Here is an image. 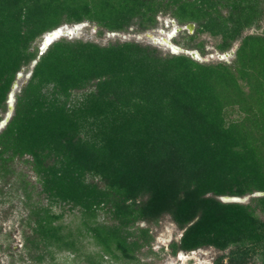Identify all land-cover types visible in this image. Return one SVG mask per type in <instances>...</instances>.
<instances>
[{"label":"trees","instance_id":"trees-1","mask_svg":"<svg viewBox=\"0 0 264 264\" xmlns=\"http://www.w3.org/2000/svg\"><path fill=\"white\" fill-rule=\"evenodd\" d=\"M164 15L195 22L186 48L206 53L194 40L208 33L220 52L238 41L235 54L200 61L135 39L61 37L17 90L0 130V195L22 196L36 261L69 251L84 264H145L150 224L170 215L188 225L172 254L214 246L228 249L217 264H264V29L247 32L262 26L264 0H0V120L45 32L84 21L99 34L144 31ZM56 203L81 220L64 221Z\"/></svg>","mask_w":264,"mask_h":264},{"label":"rangeland","instance_id":"rangeland-1","mask_svg":"<svg viewBox=\"0 0 264 264\" xmlns=\"http://www.w3.org/2000/svg\"><path fill=\"white\" fill-rule=\"evenodd\" d=\"M71 26V24H69ZM187 24H181L179 21L171 15H164L159 17V23L156 27L150 28L144 31H138L132 26L127 31L111 32L105 31L99 34V27L93 22L86 21L82 23L72 38H83L98 41L100 43H108L115 40L135 39L144 42H150L158 45L165 51H171L170 45L167 41L162 40L156 42L154 37H166L173 43L184 46L189 41L187 33H192L195 28L190 29ZM196 26V25H195ZM264 29V21L259 28L252 27L247 32H261ZM218 37H214L208 33L201 34L194 42L205 40L206 53L202 54L203 61H217L222 60L219 57V50L216 48ZM43 35L37 40V44L41 45ZM239 42L237 41L233 47ZM198 49V48H193ZM233 56H228L224 60H230ZM32 69V65L24 66L22 68V74L18 77L19 85L17 90L27 79V75ZM81 95V93H77ZM22 165V164H21ZM32 173V171H30ZM89 178H92L91 176ZM6 193L0 195V264H84L79 258H75L73 253L69 251H63L56 254L54 259H46L44 261H36L31 258L25 249V231L29 230L30 226L27 223V210L24 207L22 196L15 191V188L7 187ZM250 196L245 199V202L250 200ZM54 209L63 213L62 219L66 222L77 223L81 220V214L78 208H71L69 204L56 203ZM260 215L264 218V211H259ZM104 213L101 212L100 219H103ZM148 223L142 222V225ZM152 231L155 235V239L152 242V249L154 253L147 252L141 255V259L145 264H217L216 259L222 253L228 252L227 250H219L214 246H203L194 250H189L177 254L171 253L169 246L173 240H178L182 229L171 218L170 215H166L159 220L158 223H151ZM94 248V246H92ZM227 261V257L224 259ZM148 262V263H147ZM120 263V262H119ZM121 264V263H120ZM248 264H262V258L260 255H255L250 259Z\"/></svg>","mask_w":264,"mask_h":264},{"label":"water","instance_id":"water-1","mask_svg":"<svg viewBox=\"0 0 264 264\" xmlns=\"http://www.w3.org/2000/svg\"><path fill=\"white\" fill-rule=\"evenodd\" d=\"M85 22L86 21L79 22V23H72L71 26L69 24H63V25H60L56 28H53V29L45 32L43 34V40H42V43L40 45V53L37 56V58L33 59L32 63H31L32 69L28 73L27 79L31 76L33 67L37 63L40 55L46 51V49L49 47V45L53 41H55L61 37L72 38L73 34L76 32V30L82 26V23H85ZM187 25H188L187 27H189L190 29L192 28V30H193V28H195L196 24H195V22H189V23H187ZM113 32L116 33L118 31H113ZM154 40L156 42L160 41V39L156 36L154 37ZM167 43L170 45L171 51L173 53H181V52L188 53V54H191L196 59L203 61V57L201 56V53L198 49L186 48L184 46L173 43L170 39H168ZM237 46H238V44L236 45V47H232L227 51L219 52V57L221 59H226L228 56H233L235 54V50H236ZM21 74H22V69L18 72L17 78L14 80L12 87H11V90L8 94V98H7L8 109H7L4 117L0 120V130L6 126V124L8 123V121L10 120V118L12 117V115L14 113L15 101H16V88L19 85L18 77H20ZM27 79L24 80L23 84L27 81ZM254 194L255 195H262V194H264V191H257ZM247 197H248V195L241 196V195H230V194H225V195L220 196V198L224 201H239V202H245V199ZM187 226L182 229V233L187 228ZM182 233H181V235H182ZM181 235H180V237H181ZM202 247L203 246H200L198 248H202ZM185 251L186 250L181 249V253H183Z\"/></svg>","mask_w":264,"mask_h":264},{"label":"bare ground","instance_id":"bare-ground-1","mask_svg":"<svg viewBox=\"0 0 264 264\" xmlns=\"http://www.w3.org/2000/svg\"><path fill=\"white\" fill-rule=\"evenodd\" d=\"M156 37H157V36H156ZM158 38L160 39V41H162V40H164V39H165L166 41H168V39H169V38H166V37H158ZM165 40H164V41H165ZM160 41H159V42H160Z\"/></svg>","mask_w":264,"mask_h":264},{"label":"flooded vegetation","instance_id":"flooded-vegetation-1","mask_svg":"<svg viewBox=\"0 0 264 264\" xmlns=\"http://www.w3.org/2000/svg\"><path fill=\"white\" fill-rule=\"evenodd\" d=\"M180 238V237H179ZM179 240V239H178ZM179 251H181V250H179ZM187 251V250H186Z\"/></svg>","mask_w":264,"mask_h":264}]
</instances>
